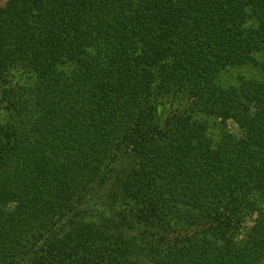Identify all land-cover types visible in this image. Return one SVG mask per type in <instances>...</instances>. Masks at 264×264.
Returning <instances> with one entry per match:
<instances>
[{
  "label": "trees",
  "instance_id": "obj_1",
  "mask_svg": "<svg viewBox=\"0 0 264 264\" xmlns=\"http://www.w3.org/2000/svg\"><path fill=\"white\" fill-rule=\"evenodd\" d=\"M0 264H264V0H0Z\"/></svg>",
  "mask_w": 264,
  "mask_h": 264
}]
</instances>
